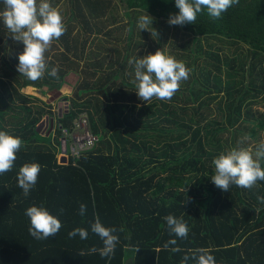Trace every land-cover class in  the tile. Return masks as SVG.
<instances>
[{"label":"trees","instance_id":"trees-1","mask_svg":"<svg viewBox=\"0 0 264 264\" xmlns=\"http://www.w3.org/2000/svg\"><path fill=\"white\" fill-rule=\"evenodd\" d=\"M66 1V32L51 43L45 53L48 68L35 82L17 71L24 45L11 38L0 19V131L24 142L13 169L0 175V264H125L130 258L135 264H181L199 248L209 249L216 264H264V203L257 199L264 197V181L252 189L232 185L229 192L211 181L213 161L225 153V132L236 135V123L245 120L254 125L250 134L258 139L264 128V118L257 123L242 118L244 104L259 102L261 96L264 100V0H239L220 19L209 17L205 10L195 24L181 26L193 35L186 47L192 56L185 64L190 80L171 101L160 103L140 100L135 92L137 82L127 76L132 71L129 68H134L130 61L136 60L134 49L139 44L134 41L135 17L148 13L169 19L179 12L175 0H120L130 18L123 25L120 19H112L114 25L119 23L116 29L126 34L110 39L117 50L111 63L100 51L87 50L90 43L102 41L94 37L111 23L105 19L111 0ZM0 9H4L3 0ZM213 36L248 47L240 63L239 57L227 58L231 81L226 86L219 75L211 80L209 71L203 80L197 73L202 57L200 38ZM207 54L217 59L213 65L221 72L218 53ZM53 67L58 69L57 77L48 75ZM71 72L82 80L70 109L59 117L57 143L50 140L53 132L48 135L42 124L47 116L53 117L52 109L37 105L38 99L22 88L32 86L43 93L61 89ZM239 75L241 80L235 81ZM223 91L231 97L228 124L198 113ZM86 110L102 146L77 159L69 154L59 157L62 129L71 128ZM178 110L188 119L176 116ZM159 111L163 117L157 115ZM247 115L251 116L250 110ZM26 163L42 166L27 197L17 180ZM81 204L86 205L84 215L79 214ZM33 205L45 207L61 221L57 235L38 240L29 234L25 212ZM169 214L187 224V238L170 233L164 219ZM97 217L106 227L122 229L116 233L119 243L111 259L90 252L103 247L91 230ZM76 228L86 229L88 238H70L69 232ZM173 239L176 243L165 248ZM186 264L196 261L190 258Z\"/></svg>","mask_w":264,"mask_h":264},{"label":"clouds","instance_id":"clouds-1","mask_svg":"<svg viewBox=\"0 0 264 264\" xmlns=\"http://www.w3.org/2000/svg\"><path fill=\"white\" fill-rule=\"evenodd\" d=\"M239 0H175V7L178 13L170 14L169 25L184 26L195 24L198 14L207 11L213 19L222 18V14L237 4ZM4 9L0 11L4 25L9 30L11 38L24 45L22 53L18 56L17 71L20 75L35 82L43 78L48 63L45 53L53 40H58L66 32V25L63 23L61 13L54 8L49 0H3ZM153 17L148 13L138 19L137 26L141 30H148L152 37H158V32L152 27ZM151 25V29L149 28ZM135 64L136 94L144 102L156 98L161 101H171L175 93L180 89L181 82L189 78L190 69L182 61L166 55L158 49L154 54H148L130 63ZM48 75L57 77L58 69L53 67ZM23 140L5 131H0V175L11 171L17 159ZM264 160V141H261L253 150L247 148H232L214 159L215 174L211 177L212 183L223 192H229L232 185L240 188L252 189L258 181H264V168L261 166ZM42 166L39 163H26L18 172V187L23 190L27 197L37 184L38 176ZM264 203V197L257 198ZM61 213L63 210H60ZM86 205L81 204L79 214L84 215ZM25 215L30 220L29 234L38 239L44 240L54 237L60 231L61 221L43 206H30L26 209ZM165 221L170 233L176 237L185 239L188 236L189 228L182 220L169 214ZM93 233L99 236L103 243L102 248H91V253L99 252L102 258L111 259L119 243L116 234L122 229L106 227L99 217L91 225ZM69 237L79 235L81 239L88 238V231L84 228H76L69 232ZM176 240L168 241L175 244ZM136 248L135 251H138ZM173 252L179 251L173 248ZM196 261V264H216L215 257L210 250L199 248L193 251L191 257L185 256L181 264H186L189 259Z\"/></svg>","mask_w":264,"mask_h":264},{"label":"rangeland","instance_id":"rangeland-1","mask_svg":"<svg viewBox=\"0 0 264 264\" xmlns=\"http://www.w3.org/2000/svg\"><path fill=\"white\" fill-rule=\"evenodd\" d=\"M111 8L107 12V18L111 21V23L103 29L101 34L96 35L94 38H101V40H97L96 42H92L88 45L87 50L88 51H100L99 54L104 55V57H107V62H112L116 57L115 46H111L110 39H116L119 37H123L122 35L126 34V31L124 32L122 29H116V27L119 26V23L117 25H114L112 23V19H120L122 21L121 25L126 23L129 20V16L126 15L125 11L126 5L125 3H122L120 0H111ZM146 14V13H145ZM144 14V15H145ZM138 17H135L138 23V19L140 17L139 14H136ZM134 17V16H133ZM153 17V16H151ZM156 17V16H155ZM153 17V23L152 27L158 32V37H152L151 33L148 30H141L136 26V33L134 37L135 42H139L138 46L134 49V54H136V59H140L145 55L148 54H154L157 51V45L160 44L159 47L160 50H162L166 55H169L171 57H174L177 61L183 60L185 64L189 63L190 53L186 47H188L191 44L193 35L186 33L181 26L179 25H169L168 24V18H155ZM108 22V20H105ZM149 28L151 29V25H149ZM110 31L111 34L106 33L107 31ZM108 31V32H109ZM160 31V36H159ZM109 39V40H107ZM92 40V37L90 38V41ZM99 42H103V46L99 48L97 45ZM96 43V44H95ZM200 45L202 46V49L200 53L202 54V57L197 61V73L198 75L204 80V76L207 75V72H211L208 76L211 80L216 77V75H219L223 81V84L226 86L227 83L231 81L229 75L231 73L229 59L227 58H233V57H239L240 59L237 62H241L242 59L246 58L247 53V46L244 44H233L230 41L226 40L225 38L221 36H213V37H201L200 38ZM208 52L212 53H218V55L221 57V60L219 63H222V71L218 72L217 69L213 64L218 63L216 58H212L211 56H208ZM108 55V56H106ZM215 62V63H214ZM132 66L134 67L132 71H129L128 79L131 81L136 82L135 79V64L132 63ZM239 66V65H238ZM81 76L75 72H71L66 78H65V84L61 89H55L51 91H47L46 93H43L42 90L32 87V86H26L22 88V92L26 95H29L31 97H35L38 100L36 101L37 105L45 107L46 110L52 109L53 117L48 116L49 118H54L55 120V129L53 133L50 135V140H54L58 143V137H59V131H60V120L59 117H61L64 113H66L71 106V99L75 98V92L78 86L81 84ZM187 80H190L189 78ZM187 80L181 82V86L185 87L187 85ZM241 80V76H237L235 81ZM252 94H250L251 96ZM261 96V95H260ZM161 100H158L156 98H153L149 100L151 103H160ZM210 107H205L203 109H199L198 113L204 114L207 119H220V121H224V123L228 124V118L231 114L230 111V103H231V97L229 96V93L227 91H223L218 96H216V99L214 100H208ZM221 105V106H219ZM219 107L223 108V111H220ZM247 110L251 111V116L247 115ZM192 112V110H190ZM84 113L89 115V112L86 110ZM183 112L181 110H178L176 112V116L181 117L183 116ZM159 117H163L162 111H159L158 114ZM223 115V116H222ZM90 116V115H89ZM184 118L188 119V116H183ZM250 118L255 120L257 123L259 119L264 118V100L263 96L259 98V102L254 103H246L242 107V118ZM166 124V123H164ZM204 124V122L202 123ZM167 125V124H166ZM239 130L236 135L232 133L231 130H228L224 134V149L223 151L226 153L227 151L231 150L232 148H235V146L251 149L254 151L255 147L261 142L264 141V128L260 131V137L258 139H255L251 136L250 132L253 129L254 125L248 121H238L235 125V128ZM44 132L48 134L49 126L46 124L43 125ZM55 136H57L55 138ZM67 145V144H66ZM102 144H98L96 147H100ZM66 147V146H65ZM158 147V146H157ZM66 150V151H65ZM64 150V144L63 139L61 142V149L59 152V157L65 156L67 154V147ZM104 151L107 152L106 147H104Z\"/></svg>","mask_w":264,"mask_h":264},{"label":"built area","instance_id":"built-area-1","mask_svg":"<svg viewBox=\"0 0 264 264\" xmlns=\"http://www.w3.org/2000/svg\"><path fill=\"white\" fill-rule=\"evenodd\" d=\"M62 136L66 141L67 154L80 158L100 143V135L92 131L87 114L83 113L73 122L71 128H63Z\"/></svg>","mask_w":264,"mask_h":264},{"label":"crops","instance_id":"crops-1","mask_svg":"<svg viewBox=\"0 0 264 264\" xmlns=\"http://www.w3.org/2000/svg\"><path fill=\"white\" fill-rule=\"evenodd\" d=\"M49 2L51 3V5L54 8H57L59 10V12L62 15L63 21H65L66 19H69V7H66L67 6L66 0H57V1L49 0ZM0 11H3V10L0 9ZM0 19H2V18H0Z\"/></svg>","mask_w":264,"mask_h":264},{"label":"water","instance_id":"water-1","mask_svg":"<svg viewBox=\"0 0 264 264\" xmlns=\"http://www.w3.org/2000/svg\"><path fill=\"white\" fill-rule=\"evenodd\" d=\"M47 123V125L49 126V132H48V135H50L53 131H54V129H55V120H54V118H49L48 116L46 117V119H45V121L42 123V124H46ZM63 144H64V150L66 149V141H65V139H63ZM66 151V150H65ZM125 264H135L134 263V260L132 259V258H130V259H128L127 261H126V263Z\"/></svg>","mask_w":264,"mask_h":264}]
</instances>
